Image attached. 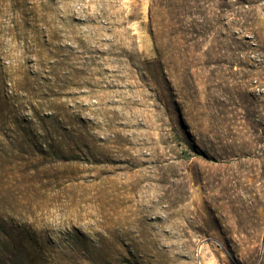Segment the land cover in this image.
<instances>
[{
  "label": "rangeland",
  "instance_id": "1",
  "mask_svg": "<svg viewBox=\"0 0 264 264\" xmlns=\"http://www.w3.org/2000/svg\"><path fill=\"white\" fill-rule=\"evenodd\" d=\"M263 239L264 0H0V264Z\"/></svg>",
  "mask_w": 264,
  "mask_h": 264
},
{
  "label": "trees",
  "instance_id": "2",
  "mask_svg": "<svg viewBox=\"0 0 264 264\" xmlns=\"http://www.w3.org/2000/svg\"><path fill=\"white\" fill-rule=\"evenodd\" d=\"M195 32V31H194ZM196 34V32L194 33V35Z\"/></svg>",
  "mask_w": 264,
  "mask_h": 264
},
{
  "label": "water",
  "instance_id": "3",
  "mask_svg": "<svg viewBox=\"0 0 264 264\" xmlns=\"http://www.w3.org/2000/svg\"><path fill=\"white\" fill-rule=\"evenodd\" d=\"M263 242H264V239H263Z\"/></svg>",
  "mask_w": 264,
  "mask_h": 264
}]
</instances>
